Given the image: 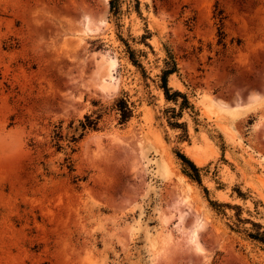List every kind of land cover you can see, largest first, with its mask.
Masks as SVG:
<instances>
[{
	"label": "rangeland",
	"instance_id": "rangeland-1",
	"mask_svg": "<svg viewBox=\"0 0 264 264\" xmlns=\"http://www.w3.org/2000/svg\"><path fill=\"white\" fill-rule=\"evenodd\" d=\"M102 14L100 30H78ZM168 52L169 85L199 113L184 114L189 141L164 113ZM104 54L116 58L106 93ZM97 113L99 129L69 142ZM237 213L264 224V0H123L119 17L109 0H0V264H264V245L231 228Z\"/></svg>",
	"mask_w": 264,
	"mask_h": 264
},
{
	"label": "trees",
	"instance_id": "trees-1",
	"mask_svg": "<svg viewBox=\"0 0 264 264\" xmlns=\"http://www.w3.org/2000/svg\"><path fill=\"white\" fill-rule=\"evenodd\" d=\"M134 7L139 11V0H133ZM110 3V11L111 13L119 17L121 14L122 3L123 0H109ZM222 21V18H221ZM219 34L221 38L224 37V32L222 30V26L220 25ZM144 37H147L144 35ZM123 40V38H122ZM126 44V52L130 57L131 61L138 65V67H143L139 60L136 57L135 50L131 48L128 42ZM144 71V70H143ZM178 71L177 62L171 52H168V57L164 60V66L160 75V88L163 90L165 99L168 102H171L173 106H170L164 110L166 120L168 125L178 131L177 133V140L179 142L189 141L190 135L188 130L187 121L183 120L184 114H189L192 117L193 121L197 123L198 121V111L196 110L195 105L189 99L188 95L179 90L174 89L169 85V77L171 74L176 73ZM113 108L116 110L118 114V120L120 124H125L130 120V118L134 114V104L130 101V99L126 96H122L116 99ZM102 115L98 114L93 117L91 114H86L83 120L79 121V124L70 127L73 129V133L68 138L69 142H76L80 138L83 137L85 132L88 130H98L99 129V121ZM58 146L61 148L58 144ZM176 157L180 160L183 165L184 172L196 181L202 188L205 195L208 197V200L212 207L218 212L226 214L225 208H231L232 205L227 202H221L218 200H214L209 196V189L203 184L201 170L202 168L199 167L193 159H191L184 151L181 150L179 147H175L174 149ZM73 170V168H70ZM240 196L246 198V194H244L241 190H239ZM238 207V206H236ZM238 223L235 225H231V228H234L238 231H244L247 233L248 237L252 240L260 242L264 245V224L261 222L252 220L251 218H242L240 213L236 214ZM240 223H249L251 226L249 228H242Z\"/></svg>",
	"mask_w": 264,
	"mask_h": 264
},
{
	"label": "bare ground",
	"instance_id": "bare-ground-1",
	"mask_svg": "<svg viewBox=\"0 0 264 264\" xmlns=\"http://www.w3.org/2000/svg\"><path fill=\"white\" fill-rule=\"evenodd\" d=\"M82 16V15H81ZM90 15H84L83 20L80 22V31L82 32H94L98 31L102 28L105 24V17L104 14L99 15L96 18H90ZM103 62L97 64V69L95 71V78L97 85L100 87L101 91L103 90L105 93L110 91V89L116 87V77L114 75L115 68H116V58L113 55L104 54L103 55ZM110 93V92H109ZM256 95V94H255ZM259 96H251L250 100H255ZM185 215V214H184ZM196 227L199 228L203 226L202 220L198 219ZM195 228V227H194ZM196 228V229H197ZM196 229H194L192 234V240L194 241L195 245L200 248L199 241L197 240ZM198 230V229H197Z\"/></svg>",
	"mask_w": 264,
	"mask_h": 264
}]
</instances>
